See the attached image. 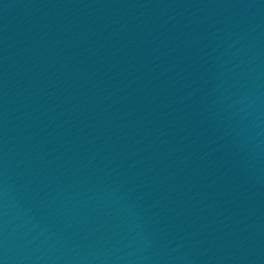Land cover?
I'll list each match as a JSON object with an SVG mask.
<instances>
[{
	"label": "water",
	"instance_id": "obj_1",
	"mask_svg": "<svg viewBox=\"0 0 264 264\" xmlns=\"http://www.w3.org/2000/svg\"><path fill=\"white\" fill-rule=\"evenodd\" d=\"M0 264H264V0H0Z\"/></svg>",
	"mask_w": 264,
	"mask_h": 264
}]
</instances>
